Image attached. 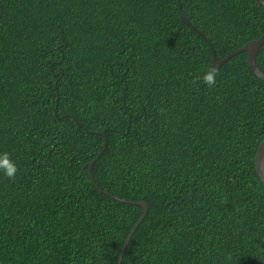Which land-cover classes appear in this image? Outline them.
<instances>
[{
  "label": "trees",
  "instance_id": "trees-1",
  "mask_svg": "<svg viewBox=\"0 0 264 264\" xmlns=\"http://www.w3.org/2000/svg\"><path fill=\"white\" fill-rule=\"evenodd\" d=\"M222 60L264 34L256 0H182ZM257 63L264 71V44ZM178 0H0V262L264 264V82L216 71ZM105 131L108 145L101 134Z\"/></svg>",
  "mask_w": 264,
  "mask_h": 264
},
{
  "label": "water",
  "instance_id": "water-1",
  "mask_svg": "<svg viewBox=\"0 0 264 264\" xmlns=\"http://www.w3.org/2000/svg\"><path fill=\"white\" fill-rule=\"evenodd\" d=\"M258 2V4H260L261 6L264 7V0H256ZM178 5H179V9H180V15L182 20L189 26L191 27L194 31H196L198 34H200L205 40L206 42L209 44L210 49L212 51V67L213 68H220L224 63H226L227 61H229L232 57H234L235 55L241 53V52H247L248 54V62L249 65L252 69V71L256 74L257 77H259L263 82H264V71H262V69L259 67L258 63H257V55L262 47V45L264 44V34L262 35L261 38H259L258 40H253V41H249L247 42L244 46L238 48L237 50H235L234 52H232L231 54H229L228 56H226L225 58H223L222 60H218L217 59V54H216V50L214 48V45L212 44V42L204 35V33H202L199 29H197L196 27H194L191 22L186 18L185 12H184V8L182 5V0H178ZM104 138H105V146L103 151L106 149L107 145H108V138L106 136L105 131H103L101 133ZM94 162H91L89 164V171H90V177L92 178L93 182L96 184V186L99 188V190L108 196H111L119 201L122 202H127V203H131V204H137L140 205L143 208V213L140 216L139 220L136 222V224L134 225L133 229L131 230V232L129 233L123 247L122 250L120 252L119 258L116 262V264H121L124 254L126 252V249L135 233V231L137 230L138 226L140 225V223L143 221V219L146 217L147 212H148V205L147 203H145L144 201H128V200H124L121 198H118L117 196L112 195L111 193L105 191L104 189H101L97 183L95 182V179L93 177L92 174V167H93ZM255 166H256V170L257 173L261 179V181L264 184V139L261 141L258 149H257V153H256V157H255ZM0 264H11V263H2L0 262Z\"/></svg>",
  "mask_w": 264,
  "mask_h": 264
},
{
  "label": "clouds",
  "instance_id": "clouds-1",
  "mask_svg": "<svg viewBox=\"0 0 264 264\" xmlns=\"http://www.w3.org/2000/svg\"><path fill=\"white\" fill-rule=\"evenodd\" d=\"M201 79L207 86H215L216 71L214 68H209L203 72ZM18 171V164L12 155L6 150H0V175L10 179L15 178Z\"/></svg>",
  "mask_w": 264,
  "mask_h": 264
}]
</instances>
